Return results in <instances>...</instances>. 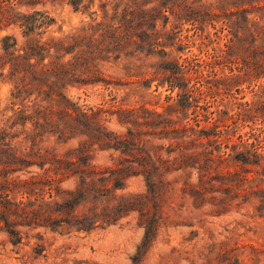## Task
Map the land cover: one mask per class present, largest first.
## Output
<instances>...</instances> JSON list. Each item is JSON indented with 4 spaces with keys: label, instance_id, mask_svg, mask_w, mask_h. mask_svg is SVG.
<instances>
[{
    "label": "trees",
    "instance_id": "1",
    "mask_svg": "<svg viewBox=\"0 0 264 264\" xmlns=\"http://www.w3.org/2000/svg\"><path fill=\"white\" fill-rule=\"evenodd\" d=\"M18 1L20 0H2L4 4H8L9 9L0 16V31L16 26L24 30L27 38L26 44L20 47L17 37L5 36L2 40L4 53L0 55V63L3 67L11 66L10 76L17 82V92L13 94V114L8 116L4 112V125H0V176L4 178L0 181V229H7L11 236H16L17 240L13 241L16 245L22 243L23 238L15 230L19 221L11 218L13 212L8 206L9 203H14L10 200L14 192L23 191L25 198L29 200L15 205L22 210V213L19 211V217L26 218L30 227L36 225L37 228L53 231L69 227L79 232H93L100 228V223L113 225L133 212L144 215V209L140 205L157 197V179L163 184L162 178L167 174L190 168L210 169L212 166L213 158L199 168L191 162L193 159L198 160V155L182 152L173 157V152L163 154V146L146 139L149 135L164 139L158 131H152L164 124L161 120L164 113L143 110L139 114L137 108L120 106L116 98L115 102H107L110 106L108 108L90 107L88 111L79 113L80 109H71V102L65 101L68 99L63 90L71 85L106 84L109 88L117 85L106 77L101 65L118 63L124 56L150 53L157 44L162 43L165 33L160 32L157 27L159 21L165 18L168 20L165 26L167 28L170 22L168 13L175 15L179 23L190 19L202 23L218 19L232 25L237 32H246L242 36L227 35L225 49L208 51L207 58L197 63L195 73L210 84L211 92L216 91L221 95L223 88L231 91L264 72V47L260 49L256 46L259 40L264 42L262 0H242L249 1L252 9L242 6L235 10L229 9L227 4H220L218 10L221 12H207L194 6H184L182 0H157L159 4L154 7L149 6L152 0H115L102 4L105 10L103 20L99 19L98 11L90 12L97 0H70L76 11L84 9L90 13L92 21L74 32L48 40H44V33L38 31L51 27L55 20L48 12L43 11L30 15L17 13L14 5ZM256 2L259 4L256 5ZM110 4L114 7L112 14L108 11ZM254 11L260 13L261 20H254L249 27V14ZM237 49L241 59L233 60ZM226 60L236 65L231 74H221L218 68ZM192 63L189 58L183 64L178 63L175 70H171L173 76L185 73ZM170 86L175 91L177 83L170 80ZM206 94L202 86L196 84L184 94L179 93L178 97L169 96L166 109L180 106L188 110L195 106V101L204 99ZM34 96L37 97L33 99ZM260 104L236 102L238 110L235 109L233 113L222 110L228 113V123L221 118L211 120L208 105H196L204 110V118H193L196 124L191 120L183 126V130L174 131H184L185 135L193 133L189 135L193 143L198 140L202 145L207 142L211 145L217 143L220 149L227 143L228 149H243L235 157L238 162L264 168V144L259 140L249 142L256 139L258 132H264L263 126L258 128L254 125L256 122L252 116L254 109ZM103 115H118L122 123H131L134 128H128L127 132H110L99 121ZM204 122L212 125V133L197 129ZM239 124L251 130L240 135L239 131H234L238 134L236 140L237 135L225 127H238ZM75 131L81 137H87L80 148L61 153L58 148L41 146L46 135L58 136L61 142H70V133ZM163 131L168 134L171 129ZM246 136L248 142L244 143ZM165 139L172 140L170 136ZM231 143L233 146H230ZM188 144L189 142L180 147ZM96 145L101 146L102 150L120 152L119 163L110 167L95 165L89 149ZM207 151L208 155L215 154L213 148H208ZM232 155L225 152L221 156L222 161ZM18 172L29 176L12 177ZM201 174L205 178V174ZM133 176H146L150 186L149 193L118 195L119 190L125 189L126 180ZM33 199L39 203L36 211L29 210V205L35 203ZM156 217L150 223L157 222ZM156 225L150 226L149 231H155ZM45 250L38 249V255L34 259L44 256Z\"/></svg>",
    "mask_w": 264,
    "mask_h": 264
},
{
    "label": "rangeland",
    "instance_id": "2",
    "mask_svg": "<svg viewBox=\"0 0 264 264\" xmlns=\"http://www.w3.org/2000/svg\"><path fill=\"white\" fill-rule=\"evenodd\" d=\"M113 1L115 0H97L90 12L98 11L99 19L103 20L105 10L102 4ZM182 1L184 6H194L207 12H221L218 10L220 4H227L229 9L235 10L242 6L253 8L249 1L242 0ZM151 2L150 7L159 4L157 0ZM16 3L14 9L17 13L30 15L43 11L48 12L55 20L51 27L38 31L44 33V40L74 32L93 19L84 9L76 11L70 0H20ZM258 4L256 2V5ZM7 5L0 0V16L9 9ZM113 8L110 4V14L114 12ZM168 15L170 22L167 28L165 26L168 20L165 18L159 21L157 27L160 32L165 33L161 39L162 43L157 44L150 53L124 56L118 63L101 65L106 77L117 85L110 88L106 84L71 85L63 90L68 99L65 101L71 102V109H80L79 113L88 111L90 107L108 108L110 106L107 102H115V98L120 106L137 108L139 114L143 110L164 113L165 116L161 119L164 124L159 129H152L153 132L158 131L164 139L155 138L154 135H149L146 139L155 145L163 146V154L173 152V157L182 152L198 155L200 158L191 162L199 168L201 164L213 158L210 169L190 168L170 173L162 178L163 184L157 179V197L140 205L144 209V215L141 212H133L116 224L100 223V228L93 232H79L69 227L60 228L59 231L37 228L36 225L30 227L26 218L19 217V211L22 213V210L16 206V203L27 199L23 191L14 192L10 196L14 203H9L8 206L13 212L11 218L19 221L15 230L21 233L23 240L16 245L13 241H16L17 237L11 236L7 229H0V264H264V168L238 162L235 157L243 149H228L227 143L222 145V149L217 143L211 145L207 142L202 145L200 140L193 143L189 137L193 133L185 135L184 131H174L183 130V126L193 118H204L205 112L197 107L199 105L209 106L208 116L211 120L221 118L223 122L228 123V113L222 110L233 113L235 109L238 110L236 102L261 103L254 109L252 116L256 127H264V72L246 80L238 87L241 90L234 88L229 91L223 88L221 95L216 91L211 92L210 84L195 73L197 63L207 58L208 51L225 49L227 35L242 36L246 32H237L232 25L218 19L207 20L206 23L190 19L179 23L175 15ZM249 19L251 27L254 20H261L260 13L254 11L249 14ZM23 31L16 26L0 31V55L4 53L2 40L7 35L17 37L20 47L26 44L27 38ZM256 46L262 49L264 42L259 40ZM239 54L237 49L233 60L241 59ZM187 58L193 61L192 65L185 73L173 76L171 70H175V66L178 63L183 64ZM235 67L231 61L226 60L218 68L221 74H231ZM10 71V65L3 67L0 63L1 126L4 125L3 113L6 112L8 116L13 114V94L17 92V82L11 78ZM170 80L177 83L175 91L171 89ZM196 84L207 92L204 99L195 101V106L188 110L180 106L166 109L169 96L178 97L179 93L184 94ZM35 97L37 96L33 99ZM99 121L110 132H127L128 128H134L131 123H122L118 115H103ZM192 122L196 124V121ZM169 128L170 133L163 131ZM225 128L237 135L236 140L238 134L234 131H239L240 135L251 130L249 127L244 128L242 124ZM197 129L212 133V125L206 122ZM70 136V142H61L58 136L46 135L41 146L58 148L61 153H67L80 148L81 143L87 139L81 137L78 131L71 132ZM168 136L172 140L165 139ZM255 138L249 142L259 140L264 144V132H258ZM187 142L188 145L180 147ZM247 142L246 136L244 143ZM230 146H233V143ZM208 148H213L215 154L208 155ZM225 152L233 155L223 162L221 156ZM89 154L94 164L102 167L118 164L121 157L120 152L102 150L99 145L91 147ZM4 166L6 165H2ZM201 172L205 174V178ZM26 176L29 175L24 172L12 175L14 178ZM3 180L1 175L0 181ZM124 187L125 189L117 192L118 195H147L150 190L146 176H133L126 180ZM33 204L29 205V210H38L39 203L35 201ZM154 217L158 218L157 222L150 223ZM155 224L156 230L150 232V226ZM41 248L46 249L44 256L34 259L38 255L37 250Z\"/></svg>",
    "mask_w": 264,
    "mask_h": 264
}]
</instances>
